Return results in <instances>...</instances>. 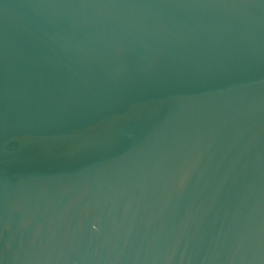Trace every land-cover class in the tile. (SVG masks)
<instances>
[{
	"label": "water",
	"instance_id": "1",
	"mask_svg": "<svg viewBox=\"0 0 264 264\" xmlns=\"http://www.w3.org/2000/svg\"><path fill=\"white\" fill-rule=\"evenodd\" d=\"M0 264H264V0H0Z\"/></svg>",
	"mask_w": 264,
	"mask_h": 264
}]
</instances>
